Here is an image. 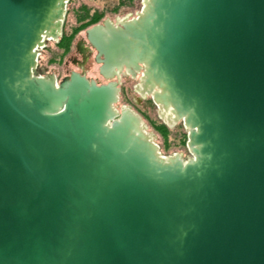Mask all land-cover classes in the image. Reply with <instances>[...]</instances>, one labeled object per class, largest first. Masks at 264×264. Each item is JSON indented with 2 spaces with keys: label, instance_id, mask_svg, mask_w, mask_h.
I'll use <instances>...</instances> for the list:
<instances>
[{
  "label": "water",
  "instance_id": "water-1",
  "mask_svg": "<svg viewBox=\"0 0 264 264\" xmlns=\"http://www.w3.org/2000/svg\"><path fill=\"white\" fill-rule=\"evenodd\" d=\"M142 1L84 30L99 83L38 65L68 0H0V264H264V0ZM123 71L190 158L116 107Z\"/></svg>",
  "mask_w": 264,
  "mask_h": 264
},
{
  "label": "rangeland",
  "instance_id": "rangeland-1",
  "mask_svg": "<svg viewBox=\"0 0 264 264\" xmlns=\"http://www.w3.org/2000/svg\"><path fill=\"white\" fill-rule=\"evenodd\" d=\"M114 2L111 0H73L72 4H70V13L66 15V22H67V32L73 33L69 49L67 51H62L56 49L53 45L55 41H49L44 47L38 50V58L37 62L41 69L46 72H52L56 80H60L63 76L67 75L71 70L77 71L80 73L85 74L87 77L96 80L99 83H103L107 80L102 78L97 70V63H95L92 59V55L88 57L86 63L83 66L79 67L76 64L72 63L71 60H79L80 55L76 50L75 45L81 41H85L84 30L91 26L83 27L82 29L74 32V28L78 26L76 21V13L79 11L83 6L90 7V13L92 12L93 8H99L101 11L104 9V6L109 4L112 6ZM143 6L142 0H137L134 2L133 5L122 7L119 11L114 13L106 12V14L100 19L103 20L105 18L109 19L113 24L116 21H120L123 19H130L136 14L141 11ZM67 8V6H66ZM108 10V9H104ZM64 21V19H63ZM99 21V22H100ZM62 30V29H61ZM49 47L51 49H49ZM139 74L135 78H132L128 75H121L120 84H119V100L116 103V107L120 108L122 105H128L134 110L142 119V122L145 125V132L151 137L153 142L158 146L161 155L169 156L173 154H179L184 160L190 158V153L186 147V142L184 147L178 145L177 140L178 138L181 139L180 134L184 132L187 134V129L183 126L181 121L173 123L172 125L166 124L164 119L161 117L160 110L158 106L152 101L150 95L148 93H141L140 92V82H139ZM122 95L125 97V100L122 99ZM150 99L153 108H151L147 103V99ZM137 102V105L143 113L148 115L149 119L157 121V123L164 124L168 127L170 131L175 129L178 126V123H181L182 127L176 129L173 132H169L167 135V145L165 144L164 138L154 131L152 127L148 124L147 120L143 118V116L138 111L139 109L134 107V103ZM166 147L167 151H163V147Z\"/></svg>",
  "mask_w": 264,
  "mask_h": 264
},
{
  "label": "trees",
  "instance_id": "trees-1",
  "mask_svg": "<svg viewBox=\"0 0 264 264\" xmlns=\"http://www.w3.org/2000/svg\"><path fill=\"white\" fill-rule=\"evenodd\" d=\"M114 3L111 5L107 4L104 6V9H108V10H104L102 9L101 11L99 10V8H93L92 12L90 13L91 8L90 7H86L83 6L79 11H77L76 13V21L78 23V26L74 28V32L82 29L83 27H87L89 25L98 23L100 21V19L106 14V12L109 13H114L119 11L122 7H127V6H131L134 4L135 1L137 0H111ZM73 0H68L67 2V8H66V12H65V16H64V21L62 24V30H61V36L59 37L57 42H54L53 45L56 49L67 51L69 49L70 46V42H71V38H72V34L73 33H68L67 32V22H66V15H68V13H70V8L72 9V7H70V4H72ZM49 49H51L49 47ZM121 100H125V97L122 95V99ZM146 103L153 108V104L151 102V100L148 98ZM134 107L139 109L137 102L134 103ZM140 112V114L143 116V118H145L148 122V124L152 127V129L154 131H156L157 133H159L165 141V144L167 145V135L169 132H173L176 129L179 130V128L182 127L181 123H178V126L175 129H172V131H170L168 129L167 126H165L164 124L161 123H157V121L149 119L148 115H146L145 113H143V111H141L140 109L138 110ZM180 138H178L177 143L178 145H181L184 147L185 142L187 141V134L181 133L180 134ZM163 151H167L166 147H163Z\"/></svg>",
  "mask_w": 264,
  "mask_h": 264
},
{
  "label": "flooded vegetation",
  "instance_id": "flooded-vegetation-1",
  "mask_svg": "<svg viewBox=\"0 0 264 264\" xmlns=\"http://www.w3.org/2000/svg\"><path fill=\"white\" fill-rule=\"evenodd\" d=\"M76 50L78 51L79 55H80V59L79 60H71L72 63L76 64L77 66L81 67L83 66L84 63H86L87 59L89 56L92 55V59H93V55L95 54V50L91 47V45L88 43V41L85 39V41H81L79 43H77L75 45ZM123 74L124 71H123Z\"/></svg>",
  "mask_w": 264,
  "mask_h": 264
},
{
  "label": "bare ground",
  "instance_id": "bare-ground-1",
  "mask_svg": "<svg viewBox=\"0 0 264 264\" xmlns=\"http://www.w3.org/2000/svg\"><path fill=\"white\" fill-rule=\"evenodd\" d=\"M160 112H161V115H162V118L164 119V121L167 124H169L171 122V119H172L171 114L168 111H164V110H161ZM148 137H150V136L148 135Z\"/></svg>",
  "mask_w": 264,
  "mask_h": 264
}]
</instances>
